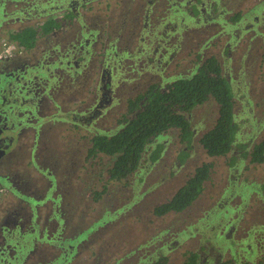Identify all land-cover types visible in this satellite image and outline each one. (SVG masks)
Returning a JSON list of instances; mask_svg holds the SVG:
<instances>
[{"label":"rangeland","instance_id":"rangeland-1","mask_svg":"<svg viewBox=\"0 0 264 264\" xmlns=\"http://www.w3.org/2000/svg\"><path fill=\"white\" fill-rule=\"evenodd\" d=\"M140 3L141 0H137V7ZM156 8L161 14H150V20L138 24L146 22L150 26L147 34L152 42L151 38L145 40L146 57L138 58V53L130 50L120 63L125 81L118 80L114 87L113 101L117 102V110L103 111L102 116L82 130L110 132L128 95L151 82L165 83L173 77L188 76L203 60L214 56L234 89L241 138L251 143L261 140L264 136V0H189L179 12L162 0ZM193 8L196 13L192 14ZM169 14L173 29L168 28L167 33L161 35L159 30L163 26L160 23H164L161 20ZM106 16V19L102 15L95 17L105 27L108 19L109 29L117 37L115 46L123 48L129 40L134 44L133 32L124 27V15L115 16L113 20L107 12ZM131 19L132 16L128 22ZM154 28L157 29L151 34ZM136 30L137 27L133 31ZM90 78L86 76L87 82ZM88 91L86 84L77 86V102L83 107L92 97ZM81 110L77 111L78 117L82 114L85 118L87 114ZM216 118L217 105L213 101L196 107L190 115L195 138L183 164L176 159L183 146L174 130L158 138L166 149L161 160L154 166L144 163L128 184L117 185L110 195L97 202L89 196V189L98 171L107 166V160L84 164L83 140L77 138V183H69L58 197L53 194L57 184L54 169L48 167L49 179L36 166H27L20 150L15 152L13 169L26 172L28 175L23 176L29 186L44 188L45 192L41 197L17 198L33 208L41 205L39 202L49 201L56 211L59 210L53 214L56 222L52 228L56 233H51L56 241L48 248L50 256L57 254L56 248H60L61 256L51 259L49 264H66L62 261L65 258L73 260L71 264H124L126 261L125 264H145L143 260L148 256L151 260L167 256V264H181L186 250H199L201 264H218L232 257L237 264L249 262L248 259L258 264L256 261L261 253H256L254 243L258 249L264 246V166L245 162L229 169L225 158L208 157L198 139L213 126ZM45 136L50 137L47 143L55 152L51 161L58 166L59 160L62 166L66 162L62 138L47 131ZM205 161L213 162L214 170L198 200L184 213L154 216L155 206L172 196ZM64 170L65 164L58 178L65 177ZM37 234L34 232L36 238H41ZM250 241L253 244L250 245ZM234 244L247 252L245 258L235 255ZM144 245L146 248L141 249ZM246 245L253 255L257 254V259L248 253ZM59 255L60 252L55 257Z\"/></svg>","mask_w":264,"mask_h":264},{"label":"flooded vegetation","instance_id":"flooded-vegetation-1","mask_svg":"<svg viewBox=\"0 0 264 264\" xmlns=\"http://www.w3.org/2000/svg\"><path fill=\"white\" fill-rule=\"evenodd\" d=\"M164 1L170 7H173L175 12H179L180 8L185 3L188 4L189 0ZM136 2L137 0H0V264H49L51 259H57L61 256L60 248H56L57 254L60 252L58 257H55L57 254L50 256L48 248L56 241L52 238L51 233L54 231L52 226L56 222V218L53 216L54 211L58 213L59 210L56 211L55 205L49 204V201L39 202L41 205L34 208L31 206V208L27 202L26 204L23 200L17 198L18 196L41 197L44 196L43 193L45 192L44 188L36 189L29 186L27 178L23 176L28 175L26 172L21 171L20 173L13 169L15 152L20 150L26 159V165L29 167L36 166L49 179L48 167L54 169L57 175V184L53 187V194L58 197L61 195L63 188H68L69 183L73 185L77 183V142L79 143L77 138L80 141L83 140L84 164L91 165L99 160H107V166L98 171L89 189V196L97 202L110 195V192L116 189L117 185L128 184L129 179L141 170L144 163L154 166L161 160L166 149L163 143L158 142V138L174 130L178 132L177 129L172 128L155 138L153 143L147 147L137 170L121 181H111L108 178V170L113 162L111 157L104 154L91 156L88 152L92 136L114 134L121 128L124 119L134 115V113H129V100L142 94L153 83L168 84L179 78L167 79L165 83L151 82L141 90L128 95L122 102L124 109L117 114L110 132L90 131L87 133L85 132L86 129L82 130L86 124L90 125L94 119L102 116L103 111L106 113L111 111L112 113L117 110V107H115L117 102L113 101V91L118 80L125 81L124 76L120 73L122 72L120 63L123 62V57L127 56L130 50L138 53V58L143 59V57H146L143 52L144 46H146L144 43L145 40L151 38L147 34L150 26L148 27L146 22L150 20V14L156 16L161 14L156 7L162 3V0H141L138 7ZM179 3L180 6H178ZM117 7L119 8L117 9ZM134 7L135 11L133 13ZM115 8L116 11H114ZM191 10L192 14L196 13L194 8ZM106 12L111 20L115 16L124 15L122 19L124 27L129 32H133L134 44L131 45L129 40L123 48L119 45L115 46L117 37L114 32L110 31L108 19L105 27L104 24L100 25L95 17L102 15L106 19ZM130 16H132V19L128 22ZM144 20L146 22L138 26ZM50 21L53 22L52 26H48ZM175 21L173 20L174 23ZM161 22H164L163 24L160 23L163 27L160 30L158 29L161 35L166 34L167 30L173 29L170 14L163 18ZM136 27L137 30L133 31ZM156 29L154 28L151 34ZM141 40H143V43ZM150 41L152 42V38ZM88 62L90 64H87ZM86 76L91 77L89 82H87ZM85 84L90 90L87 94L92 95V97L88 99L87 106L83 107L80 101L77 102V86ZM81 109L85 110L87 114L85 118L82 114L78 117L77 111H82ZM192 111L187 117L194 131L190 119ZM57 122L60 123L57 124ZM236 122L238 123L237 119ZM46 131L51 134L53 132L56 135L59 134L58 137L63 140V147L66 151L65 177L58 178L64 164L60 166L58 160L57 166L51 161L55 156V152L53 146H48L47 142L51 139L50 137L49 139L46 138ZM177 135L179 139V132ZM263 139L264 136L256 143L242 139L239 126L236 141L239 146L234 147L228 156L210 157L206 155L213 159L225 158V163L229 169L236 168L239 164L245 162L251 166L262 167L264 162L262 164L251 163L249 157H242V153L243 151L250 152ZM156 144H161L163 151L160 158L155 163H151L148 159L149 150L155 147ZM180 144L183 148L177 154L176 159L179 164H183L189 157L190 148H186L182 142ZM242 145L245 147L242 148ZM31 150L34 152L33 155ZM184 150H187L188 154L186 159L181 157ZM48 160L51 162L49 163ZM230 160L233 161V166L228 164ZM204 163H211L212 175L213 162H201L197 167ZM64 180L65 183H63ZM172 196L155 206L152 214L158 218L170 214L161 216L156 215L154 211L158 206L170 200ZM18 200L19 204H17ZM75 205L77 206V204ZM186 210L180 213H184ZM57 229L60 231L59 228ZM34 232H37L41 238H36ZM57 238L59 237L57 236ZM186 238L189 237L186 236ZM175 243L177 242L175 241ZM249 244H253V241H250ZM254 244V248L257 250L256 253H261L259 258L256 257L257 254H252L247 245L245 248L250 250L248 253L255 256L256 259L258 258L256 261L258 264H264V246L262 249H258L256 243ZM232 247L235 255L239 254L243 258L247 256V252L245 250L243 252L240 245L234 244ZM142 248L145 249L146 245ZM70 250L67 251L68 255H70ZM201 250H205V248H201ZM193 252L198 254L199 264H201V252L199 250L184 251L183 261L189 253ZM62 261L71 264L73 260L69 261L65 258ZM115 261L119 260L115 259ZM162 261L167 264V256H159L154 260H151L148 256L143 260L145 264H160ZM225 261H229L230 264H237L234 257L218 264ZM248 261H240L239 264H243V262L253 264L250 262L252 260L248 259ZM54 264L56 263L54 262Z\"/></svg>","mask_w":264,"mask_h":264},{"label":"trees","instance_id":"trees-1","mask_svg":"<svg viewBox=\"0 0 264 264\" xmlns=\"http://www.w3.org/2000/svg\"><path fill=\"white\" fill-rule=\"evenodd\" d=\"M52 24V21L48 22V26ZM208 101L216 103L217 118L198 142L208 156L226 157L234 147L239 146L236 143L239 125L235 119L233 86L222 73L220 63L214 56L203 60L190 76L176 78L168 84L153 83L142 94L129 100V113L134 115L124 119L121 128L114 134L92 136L89 155L104 154L111 157L113 162L108 170L109 180H124L137 170L153 140L169 129H177L180 142L184 143L186 148H191L194 131L187 115ZM244 147L242 145V148ZM162 151L163 146L156 144L149 150V161L155 163ZM187 156V150L182 151L181 157L186 159ZM242 157H249L251 163L262 164L264 139L250 152L243 151ZM228 164L234 165L232 160ZM211 170V163L197 167L172 198L158 206L154 213L162 216L180 213L190 207L203 192ZM182 264H199L198 254L189 253Z\"/></svg>","mask_w":264,"mask_h":264}]
</instances>
